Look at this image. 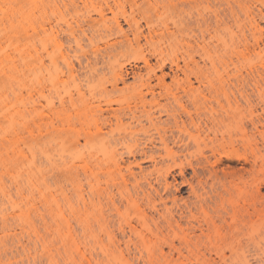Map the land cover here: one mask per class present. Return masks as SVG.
<instances>
[{
    "label": "rangeland",
    "instance_id": "374dc122",
    "mask_svg": "<svg viewBox=\"0 0 264 264\" xmlns=\"http://www.w3.org/2000/svg\"><path fill=\"white\" fill-rule=\"evenodd\" d=\"M2 6L0 264H164L165 244L80 241L88 181L96 176L101 188L110 181L106 167L88 176L82 136L95 131L100 110L125 104L145 83V76L115 82L122 63L142 75L160 65L169 72L171 62L210 73L209 81L190 77L194 97L240 96L256 104L264 123V78L256 84L247 75L264 69V0H3ZM116 22L123 33L114 30ZM136 27L153 33L136 41ZM134 125L122 115L111 128H140ZM221 166L240 167L227 160ZM56 214L76 242L54 234ZM232 245L217 244L226 255Z\"/></svg>",
    "mask_w": 264,
    "mask_h": 264
},
{
    "label": "bare ground",
    "instance_id": "6f19581e",
    "mask_svg": "<svg viewBox=\"0 0 264 264\" xmlns=\"http://www.w3.org/2000/svg\"><path fill=\"white\" fill-rule=\"evenodd\" d=\"M2 5L0 0V76L6 55ZM99 15L106 21L102 11ZM114 30L123 33L118 22ZM152 31L136 27L134 38L146 39ZM37 56L42 64V55ZM164 68L142 75L136 67L127 70L119 64L115 82L145 76V83L130 101L100 110L95 131L82 136L88 148L83 158L88 176L106 167L110 181L101 188L96 176L95 182L89 179L80 241L165 244L164 264H264V123L256 104L240 96L232 102L198 99L192 95L190 77L209 81L210 73L176 62L169 64V72ZM247 75L258 84L264 69ZM234 77L243 80L241 71ZM122 115L140 128L115 132L112 122ZM224 160L240 167L223 169ZM61 219L65 221L57 214L53 218L54 234L61 242H76ZM217 244L233 245L226 255ZM211 252L216 258L207 255Z\"/></svg>",
    "mask_w": 264,
    "mask_h": 264
}]
</instances>
